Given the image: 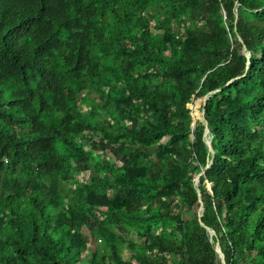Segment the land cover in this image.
I'll list each match as a JSON object with an SVG mask.
<instances>
[{
    "label": "trees",
    "instance_id": "obj_1",
    "mask_svg": "<svg viewBox=\"0 0 264 264\" xmlns=\"http://www.w3.org/2000/svg\"><path fill=\"white\" fill-rule=\"evenodd\" d=\"M217 242L264 264V0H0V264Z\"/></svg>",
    "mask_w": 264,
    "mask_h": 264
},
{
    "label": "water",
    "instance_id": "obj_2",
    "mask_svg": "<svg viewBox=\"0 0 264 264\" xmlns=\"http://www.w3.org/2000/svg\"><path fill=\"white\" fill-rule=\"evenodd\" d=\"M237 6H238V4H236V8H237ZM236 8H235V12H234V18H235V19L237 18V10H236ZM238 40H240V42H241V39H239V37H238ZM245 56H246V58H247L248 54H246ZM210 94H211V93H210ZM210 94H208L207 96L204 97V99H203V101H202V107H201V113H200V121H201V123H202V125H203V131H204V134H205V135H206V134H210V133H209V130H208V128H207L206 121H205V119H204V107H205L206 101L208 100ZM187 106H188V105H187ZM210 140H211V138H210ZM210 140H206L207 148H208L209 150H211ZM196 183H197V181H196ZM207 189H208L209 191H211V185H210V184H207ZM200 217H201V212L198 213V218H200ZM209 234L214 235L213 232H211V233H209ZM215 252H216L217 255L219 256V258H220L222 264H224L223 254H222V252H221V249H220V246H219V242L216 243Z\"/></svg>",
    "mask_w": 264,
    "mask_h": 264
},
{
    "label": "rangeland",
    "instance_id": "obj_3",
    "mask_svg": "<svg viewBox=\"0 0 264 264\" xmlns=\"http://www.w3.org/2000/svg\"><path fill=\"white\" fill-rule=\"evenodd\" d=\"M202 101L203 99H197V100H194L191 104H189L187 106V108L191 111V116H192V119H193V124L192 126H194V122L196 121H200V113H201V107H202ZM198 104V108L196 110V112H198V115H194V107L195 105ZM199 110V111H198ZM87 151H89V147L86 148ZM90 173V171H88V173L86 174V176H81L82 174H78V178H81V179H86L87 178V175ZM86 177V178H85ZM124 254L126 255V251L124 252ZM86 257V252L83 254L82 258H85Z\"/></svg>",
    "mask_w": 264,
    "mask_h": 264
},
{
    "label": "bare ground",
    "instance_id": "obj_4",
    "mask_svg": "<svg viewBox=\"0 0 264 264\" xmlns=\"http://www.w3.org/2000/svg\"><path fill=\"white\" fill-rule=\"evenodd\" d=\"M197 108H198V104H196L195 107H194V115H198V112H196Z\"/></svg>",
    "mask_w": 264,
    "mask_h": 264
}]
</instances>
